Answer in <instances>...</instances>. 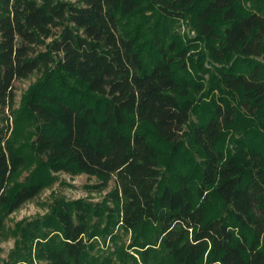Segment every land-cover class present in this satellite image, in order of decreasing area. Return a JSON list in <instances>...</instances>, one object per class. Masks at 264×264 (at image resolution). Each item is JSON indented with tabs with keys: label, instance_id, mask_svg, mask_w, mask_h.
<instances>
[{
	"label": "trees",
	"instance_id": "trees-1",
	"mask_svg": "<svg viewBox=\"0 0 264 264\" xmlns=\"http://www.w3.org/2000/svg\"><path fill=\"white\" fill-rule=\"evenodd\" d=\"M79 2L0 0V111L16 80L44 70L15 125L34 117L46 158L40 177L8 189L31 155L4 119L0 229L48 169L114 186L101 208L55 202L12 264H97L90 239L118 230L133 236L130 264H264V0ZM180 18L202 47L176 33ZM197 48L214 64L210 102L195 96L203 74L186 66Z\"/></svg>",
	"mask_w": 264,
	"mask_h": 264
},
{
	"label": "rangeland",
	"instance_id": "rangeland-1",
	"mask_svg": "<svg viewBox=\"0 0 264 264\" xmlns=\"http://www.w3.org/2000/svg\"><path fill=\"white\" fill-rule=\"evenodd\" d=\"M76 5L80 4L79 0H63ZM244 0H239L241 4ZM143 6V2L141 4ZM145 11L142 14V18L150 15V11L143 8ZM176 33L179 34L185 43L191 40V44L202 47V44L198 41L193 42L196 37V33L188 25V20L180 18L175 23ZM55 35L59 34L58 30H54ZM53 38H49L46 43H49ZM39 51H44L43 46L38 47ZM199 49H191L186 55V66L189 70L200 71L203 74L202 84L203 90L195 93L196 98L203 99L206 102H210L213 94L217 97V92H209L207 90L210 86L209 73L214 72V64L212 65L207 58H202L197 53ZM202 65V66H201ZM215 66H219L215 64ZM206 70V72L203 71ZM203 71V72H202ZM45 76L44 70L35 71L24 79L16 80L13 88V100L10 110L0 111V128L5 124L4 119L8 117V124L10 127L9 134L16 130L15 140H13V147L19 149V151H26L28 155H31L30 162H27L20 168L14 179L9 183L8 189L14 188L21 183H27L33 176L40 177L46 169V158L43 155L37 154L34 151L35 133L38 128V122L34 117H27L23 120L20 126L15 125V118L21 114L23 104L26 96L30 90L38 84ZM68 85H73L69 82ZM196 115H191V123L196 121ZM15 125V126H14ZM15 127V129H14ZM191 128L190 124L184 127V131L188 133ZM184 145L188 147L186 137L184 138ZM160 172L166 175L165 166L160 165ZM48 181L41 188L40 192L33 199L24 203L17 210L4 217L3 225L0 229V264H12L17 254L28 255L27 247L28 243L24 240L23 236L27 230H31V225L42 220L48 215L55 205V202L59 200L72 201L83 200L96 208H101L106 204L105 197L108 192L113 188V180H110L105 188L99 186V181L95 177H90L85 174L70 175L64 172H56L52 169H48ZM164 176V180H165ZM163 180V181H164ZM102 227V226H101ZM114 237L107 235H98L90 239L93 249L90 250V256L96 259L97 264H101L104 260H109L110 264H130L128 255L133 254V250L130 249L132 243V234L130 232H123L118 230L114 232ZM125 254V255H123ZM32 255V254H31ZM96 257V258H95ZM123 257V258H121Z\"/></svg>",
	"mask_w": 264,
	"mask_h": 264
}]
</instances>
